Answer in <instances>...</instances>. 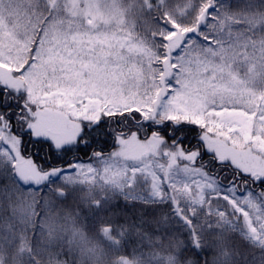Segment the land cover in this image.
<instances>
[{
    "label": "rangeland",
    "instance_id": "rangeland-1",
    "mask_svg": "<svg viewBox=\"0 0 264 264\" xmlns=\"http://www.w3.org/2000/svg\"><path fill=\"white\" fill-rule=\"evenodd\" d=\"M36 2L0 0V81L10 85L8 81L12 84L15 80L19 87L14 73L23 80L27 105L32 108L28 111L33 116L30 128L36 136L49 139L59 149L74 145L81 126L70 119L91 121L102 111L73 115L66 104L96 98L107 114L135 108L146 116L194 121L227 140L229 145H214L221 158L233 164H241L243 153L237 149L245 147L264 157V151L258 149L259 141H264V125L255 120L251 139L246 142L220 125L215 115L238 108L256 118L264 116V45L231 35L232 23L220 11L214 18L209 15V29L199 36H194L196 29L187 32L170 19L159 40H151L137 34L124 20L120 0H47L50 4H44L42 12ZM86 11L96 19L92 29L85 27ZM38 33L31 58V45ZM175 103L184 105L188 116L174 110L171 104ZM159 153L153 141L135 135L118 139L106 166L96 161L42 170L24 154L20 136L0 126V155L11 162L24 186L39 187L58 178L74 186H105L130 200L155 202L166 201L173 191L179 201L185 200L180 205L183 214L197 210L213 213L222 225L238 229L264 249V204L254 197L235 196L230 189L215 190L201 173L198 177L188 167L173 172L171 183L165 184L162 165L157 164ZM245 157L251 166L258 163L255 156ZM244 165L238 166L243 170ZM118 170L122 178L111 177V171ZM192 175H196L193 184L184 182ZM155 182L161 188L160 197L154 194ZM232 202L249 213L250 223ZM254 230L255 238L251 236Z\"/></svg>",
    "mask_w": 264,
    "mask_h": 264
},
{
    "label": "trees",
    "instance_id": "trees-1",
    "mask_svg": "<svg viewBox=\"0 0 264 264\" xmlns=\"http://www.w3.org/2000/svg\"><path fill=\"white\" fill-rule=\"evenodd\" d=\"M38 2L39 12L50 4ZM120 6L124 20L151 40H159L170 19L187 30L196 29L194 36H199L209 29V15L214 18L220 11L232 23L231 35L264 45V0H120ZM85 13V27L92 29L96 19ZM13 77L20 86L15 80L8 81L10 85L0 81V90H8L6 104L12 97L22 110L19 116L9 108L17 119L14 132L24 154L42 170L98 161L99 153L110 157L119 137L149 131L151 121L131 108L102 114L93 122L79 120L77 143L59 149L31 130V114L22 107L25 84L18 74ZM180 207L173 194L167 202L130 200L105 186H74L58 178L39 187L24 186L11 162L0 155V264H264V249L238 229L222 225L213 213L197 210L187 215Z\"/></svg>",
    "mask_w": 264,
    "mask_h": 264
},
{
    "label": "flooded vegetation",
    "instance_id": "flooded-vegetation-1",
    "mask_svg": "<svg viewBox=\"0 0 264 264\" xmlns=\"http://www.w3.org/2000/svg\"><path fill=\"white\" fill-rule=\"evenodd\" d=\"M4 94L3 107L6 109L4 115H0V126L3 130L15 131L14 125H17V119L13 116L12 109L17 111L18 115L22 114V110H18L16 102L13 98H9V104H6L7 90H0V95ZM12 102V103H11ZM23 109H27L25 104H22ZM14 118V119H13ZM151 124L148 126L147 134H141L143 140H151L154 142L160 153L157 154V164L162 165L164 183H171L173 172L185 167L203 175L207 185H212L216 189H230L235 196L242 198L254 197L258 202L264 204V157L261 154H253L250 148L237 149L243 153L241 155V164H233L230 159L224 160L220 156V152L214 143L222 142L229 145L227 140L212 135L209 131L196 124L194 121H180L176 118L161 119L157 115L149 116ZM21 120V118H20ZM103 153H99L98 160L102 159ZM245 155L255 156L254 159L258 163L251 166L250 160L246 159ZM45 159V158H44ZM123 163V162H121ZM245 163L246 169H240L238 165ZM238 166V167H237ZM160 167V168H161ZM161 168V169H162ZM243 168V167H241ZM196 175L188 177L184 182L194 183L193 179ZM199 180L197 178L196 182ZM197 185V183H196ZM175 197V201L179 207L185 200L179 201L178 197L172 191L169 192L166 201ZM247 201V198L245 202ZM155 202V201H151ZM187 203V202H186ZM239 203V202H238Z\"/></svg>",
    "mask_w": 264,
    "mask_h": 264
},
{
    "label": "bare ground",
    "instance_id": "bare-ground-1",
    "mask_svg": "<svg viewBox=\"0 0 264 264\" xmlns=\"http://www.w3.org/2000/svg\"><path fill=\"white\" fill-rule=\"evenodd\" d=\"M66 106L69 107V110L73 115H76L78 111L83 112L84 114H98L100 113L102 108L101 101L96 98H88L82 103L66 104ZM171 107L184 116H188L189 114L188 109L180 103L171 104ZM262 107L264 108V104L262 105ZM215 115L218 117L220 125L227 128L230 132L239 134L246 142L251 139L252 127L255 120L264 125V116L256 118L253 114L246 113L241 109H228L226 111H218L217 113H215ZM259 144H261V146L258 149L260 151H264V141H261V143L259 141ZM135 171L138 173L141 172L140 169H137ZM153 191L154 194L159 196L161 191L160 186L157 184V182L153 184ZM201 192L203 193V187H201ZM233 205L235 207V210L241 216L245 217L248 223H250L249 213L236 204L233 203ZM255 235L256 230L251 231V236L255 238Z\"/></svg>",
    "mask_w": 264,
    "mask_h": 264
},
{
    "label": "snow or ice",
    "instance_id": "snow-or-ice-1",
    "mask_svg": "<svg viewBox=\"0 0 264 264\" xmlns=\"http://www.w3.org/2000/svg\"><path fill=\"white\" fill-rule=\"evenodd\" d=\"M0 115H2V114H0ZM14 119V118H13ZM49 143H50V141H49ZM260 183H264V181H260Z\"/></svg>",
    "mask_w": 264,
    "mask_h": 264
}]
</instances>
